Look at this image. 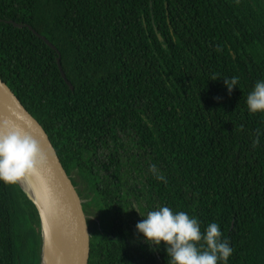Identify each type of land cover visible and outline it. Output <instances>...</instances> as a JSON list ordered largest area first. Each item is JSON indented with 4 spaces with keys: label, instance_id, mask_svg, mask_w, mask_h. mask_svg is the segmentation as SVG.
Masks as SVG:
<instances>
[{
    "label": "trees",
    "instance_id": "obj_1",
    "mask_svg": "<svg viewBox=\"0 0 264 264\" xmlns=\"http://www.w3.org/2000/svg\"><path fill=\"white\" fill-rule=\"evenodd\" d=\"M0 79L86 194L87 264H167L136 233L137 203L216 222L228 264H264V115L246 106L264 80V0H0ZM41 252L34 204L0 182V264Z\"/></svg>",
    "mask_w": 264,
    "mask_h": 264
},
{
    "label": "clouds",
    "instance_id": "obj_2",
    "mask_svg": "<svg viewBox=\"0 0 264 264\" xmlns=\"http://www.w3.org/2000/svg\"><path fill=\"white\" fill-rule=\"evenodd\" d=\"M223 81L229 95L238 88L236 76ZM246 106L250 114L264 115V80L257 81L248 93ZM259 143L257 137L253 144ZM43 163L40 145L31 135L7 121L0 122V182L15 185L35 175ZM140 208L138 203L132 208L142 217L136 224V233L150 248L159 250L163 246L167 264H228L234 249L223 238L218 223L212 222L201 231L198 218L187 212H174L164 205L146 213Z\"/></svg>",
    "mask_w": 264,
    "mask_h": 264
},
{
    "label": "water",
    "instance_id": "obj_3",
    "mask_svg": "<svg viewBox=\"0 0 264 264\" xmlns=\"http://www.w3.org/2000/svg\"><path fill=\"white\" fill-rule=\"evenodd\" d=\"M5 23L11 24L17 28H22L24 26L22 24L13 23L12 21H7ZM27 27L51 49L56 51L58 54L57 65L61 77L70 89L73 90V87L66 79L65 73L61 67L59 52L44 37L38 35L31 27ZM6 95H10L11 99H8ZM3 121H7L10 125L23 129V131L31 135L40 145L41 152L44 156V163L38 168L37 174L45 186V190L49 194L63 226V256L61 264H87L89 232L85 221V215L80 209L81 204L75 188L62 167L46 132L0 79V122ZM17 184L27 198L34 204L36 212L39 215L43 246L44 235L51 227V217L46 210L45 204L34 191L31 193V191L25 189L20 182ZM30 186L32 187L33 185Z\"/></svg>",
    "mask_w": 264,
    "mask_h": 264
},
{
    "label": "bare ground",
    "instance_id": "obj_4",
    "mask_svg": "<svg viewBox=\"0 0 264 264\" xmlns=\"http://www.w3.org/2000/svg\"><path fill=\"white\" fill-rule=\"evenodd\" d=\"M6 97L11 99L10 95H6ZM20 183L25 189L31 191V193L34 191L40 197L51 217V227L43 238L41 264H61L63 256V226L59 214L56 212L55 206L45 190V186L39 179L37 172L35 175L26 177ZM30 185L33 186L31 187Z\"/></svg>",
    "mask_w": 264,
    "mask_h": 264
},
{
    "label": "flooded vegetation",
    "instance_id": "obj_5",
    "mask_svg": "<svg viewBox=\"0 0 264 264\" xmlns=\"http://www.w3.org/2000/svg\"><path fill=\"white\" fill-rule=\"evenodd\" d=\"M85 195V194H84ZM84 195L82 196V200L81 199H79L80 200V203H82V205H84V203H85V201L83 200V198H84ZM85 214V213H84ZM90 216H89V214H85V218L86 219H88Z\"/></svg>",
    "mask_w": 264,
    "mask_h": 264
},
{
    "label": "rangeland",
    "instance_id": "obj_6",
    "mask_svg": "<svg viewBox=\"0 0 264 264\" xmlns=\"http://www.w3.org/2000/svg\"><path fill=\"white\" fill-rule=\"evenodd\" d=\"M82 200V199H81ZM83 200L85 201V202H87L88 201V199H87V197H86V194L84 195V198H83ZM80 209H81V211L82 212H84V211H86V210H84L85 209V207H83V206H80ZM85 215V214H84Z\"/></svg>",
    "mask_w": 264,
    "mask_h": 264
}]
</instances>
